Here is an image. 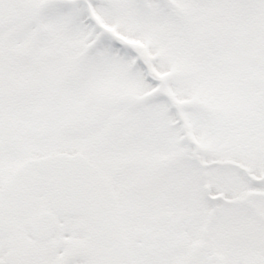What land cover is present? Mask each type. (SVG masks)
Segmentation results:
<instances>
[{
    "label": "snow or ice",
    "instance_id": "1",
    "mask_svg": "<svg viewBox=\"0 0 264 264\" xmlns=\"http://www.w3.org/2000/svg\"><path fill=\"white\" fill-rule=\"evenodd\" d=\"M0 264H264V0H0Z\"/></svg>",
    "mask_w": 264,
    "mask_h": 264
}]
</instances>
